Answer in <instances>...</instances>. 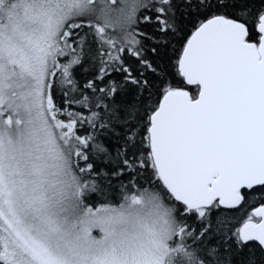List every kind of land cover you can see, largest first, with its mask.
Instances as JSON below:
<instances>
[{"label":"snow or ice","instance_id":"6c2138e0","mask_svg":"<svg viewBox=\"0 0 264 264\" xmlns=\"http://www.w3.org/2000/svg\"><path fill=\"white\" fill-rule=\"evenodd\" d=\"M0 264H264V0H0Z\"/></svg>","mask_w":264,"mask_h":264}]
</instances>
